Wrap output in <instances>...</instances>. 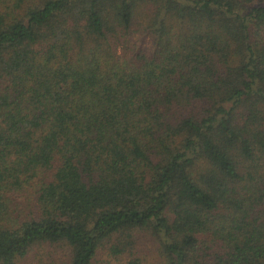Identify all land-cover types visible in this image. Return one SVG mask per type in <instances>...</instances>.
<instances>
[{"label":"trees","instance_id":"1","mask_svg":"<svg viewBox=\"0 0 264 264\" xmlns=\"http://www.w3.org/2000/svg\"><path fill=\"white\" fill-rule=\"evenodd\" d=\"M144 236L264 264V0H0V264Z\"/></svg>","mask_w":264,"mask_h":264},{"label":"rangeland","instance_id":"2","mask_svg":"<svg viewBox=\"0 0 264 264\" xmlns=\"http://www.w3.org/2000/svg\"><path fill=\"white\" fill-rule=\"evenodd\" d=\"M132 38H136V35L132 36ZM149 46V38L147 37L144 42V47ZM157 241L152 236H144L143 239L139 242L138 247V255L142 259V264H161L159 253L157 251ZM104 250L99 251V255L97 256L94 264H108L109 258L105 255ZM21 264H37V260L29 254L26 258H24ZM109 264H115L113 261H110ZM118 264V263H117Z\"/></svg>","mask_w":264,"mask_h":264}]
</instances>
